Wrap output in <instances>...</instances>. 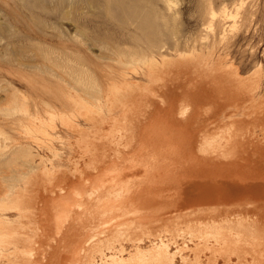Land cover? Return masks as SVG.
<instances>
[{
    "label": "bare ground",
    "instance_id": "1",
    "mask_svg": "<svg viewBox=\"0 0 264 264\" xmlns=\"http://www.w3.org/2000/svg\"><path fill=\"white\" fill-rule=\"evenodd\" d=\"M103 1L112 18L125 10L120 0ZM167 4L170 10L177 7L173 0ZM219 13L210 1L204 27L221 24L214 22ZM222 13L228 15L225 9ZM250 16L245 10L242 20ZM78 33L68 37L78 44L70 42L53 59L45 54L43 61L80 87L52 69L49 75L62 84L37 81L33 51L8 56L0 50V63L7 55L9 67L14 63L17 68L5 75L0 71L5 83L0 84V264H264L262 251L257 253L244 233L249 221L264 220L260 66L246 76L226 67L233 81L223 98L234 110L207 133L191 127L193 118L218 110L206 80L202 40L207 37L183 47L174 34L170 45L147 31L132 45L122 36L119 41L95 38L96 45L110 50L109 56L88 57L81 52L92 51L93 44ZM101 60L118 68L105 80L91 66ZM136 76L146 77L152 86L144 91ZM116 109H122L124 118L112 117ZM235 110L244 115L233 117ZM106 118L111 126L102 133L98 125ZM88 128L94 140L107 136L110 143L94 145ZM10 129L20 136L14 138ZM47 130L51 135L75 133L77 156H85L86 165L73 177L61 167L59 148L42 141L50 135ZM16 152L25 158L16 169L23 165L25 172L10 168ZM48 153L53 158L47 159ZM14 176L23 183H15ZM99 181L102 185L94 187ZM223 184L229 185L228 192ZM205 187L217 194H199ZM202 215L212 220L198 222ZM188 219L192 223L183 228L180 222ZM252 235L257 237L255 231ZM248 252L253 253L250 262Z\"/></svg>",
    "mask_w": 264,
    "mask_h": 264
},
{
    "label": "rangeland",
    "instance_id": "2",
    "mask_svg": "<svg viewBox=\"0 0 264 264\" xmlns=\"http://www.w3.org/2000/svg\"><path fill=\"white\" fill-rule=\"evenodd\" d=\"M120 1L125 5H123L125 10H117L115 17L112 18L111 15L113 14L108 12L103 0H0V34L2 35H0V50L6 54L10 52L8 56L10 54L13 56L15 53L17 55H24L26 51H33L39 62H37V68H35L34 71V77L37 81L44 79L43 81L47 83H53V86L55 84L57 85V83L62 84L58 78L49 75L52 69L56 73H61L60 75L64 76L62 78H64L66 82H73L72 85L76 84V87H80L78 86L80 83L77 84L74 82L75 80H70L69 74L68 76L59 69H55V66L43 61L45 54H48L47 57L49 59H53L56 51H65H62L65 45H70V42L71 44H78L75 40H68V37L73 38L75 35L77 36L80 34L78 32H81L82 36L88 39L87 43L93 44L92 51L81 52L83 56L86 55L88 57L90 54L92 56H109L110 50L102 47L100 44L96 45L94 43L95 38L100 42L107 41L103 39H108V41H119L124 37L127 43L132 45L131 41L141 39L143 31H147L153 34L158 33L161 38L170 45L174 43L173 36L175 35L183 47L186 43L192 44L200 37H207L202 40L206 42V45L203 44L205 48L204 65L208 69V77L206 80L207 84L212 87V94L215 96V103L218 110L210 111L208 114L201 113L198 117L193 118L191 122V127L193 129L205 131L207 133L215 131L217 127L227 121L228 114L234 110L232 102H227L223 98L225 96V90L230 88L229 85H231L233 81L232 77L227 73L226 67L232 65L236 67L241 75L246 76L260 66L264 74V0H173L177 2V7L173 8V10L168 9V0ZM210 1L213 2L215 11L217 13L221 12L217 14V17L214 19L215 24H218V22L221 24L213 26L212 29L204 27L203 25V23H205V9ZM221 1H223L222 4ZM220 8H223L222 10L225 9V13L228 14L226 17H224V13H222ZM245 10H250L251 16L249 19L242 20V14ZM131 11L136 12L131 15ZM144 12L146 14L145 18ZM145 20H148L149 25L146 27L144 26V28L140 27L138 24ZM8 35H11V37ZM1 39H3V41ZM64 42L69 44H65ZM7 44L8 46H5ZM199 46L200 42L197 43V48ZM9 48H11V50ZM21 50L23 51L21 52ZM8 56H3L5 57L4 60L1 61L3 65L0 63V71H2L4 75L7 74V71L15 72L17 69H15L14 63H10L11 66L9 67V63L7 62ZM91 66L96 75L100 78L102 76L103 80L118 70L116 66L106 60L93 62ZM126 70L130 72L128 68H126ZM21 71L19 70L18 72ZM135 78L137 82H142L143 87H145L144 91H147L153 84L152 81L150 82L146 77L136 76ZM3 83L4 81L0 82V84L4 85L5 83ZM15 86L24 89L21 84L16 83ZM64 87L65 89L67 88L66 85ZM231 91L235 92L233 89ZM122 112V109H116L112 117L118 119L123 116L124 118ZM234 112L237 113L236 116L233 115V117L236 118L244 115L243 110H235ZM11 118H14V116ZM56 124H58V122H56ZM110 126L111 121L106 118L101 120L98 128L100 132L105 133L109 131ZM85 128L87 127L85 126ZM47 131L50 135L42 141L48 144L52 142L55 147L59 148V153L61 152L60 157H62L60 163L61 167L69 170V172H71L70 176L74 175V173H79L83 165H86V157H79V159L77 156L75 133L60 131L59 133L51 135L50 130ZM10 132L14 138L20 136L18 134L19 132L17 133L13 129H10ZM86 135L96 146L100 142H106L108 144L111 141L107 136L94 140L95 136L93 133H90L89 128L86 129ZM61 141L65 142V144H61ZM61 147L62 149L60 150ZM17 153L19 152H16V155L20 157L21 154ZM47 155H50L47 156V159L51 156V158H53V155L50 153ZM18 157H14L15 165L12 162L11 169H16V162H19V164L23 162L22 164H25L24 156H22V161V157ZM11 159H13V157ZM23 165H18L16 170L25 172L26 170ZM76 167H78L77 170L74 169ZM95 171L97 170L93 172ZM16 177L18 176L16 175ZM6 180L11 182L10 179ZM13 180L15 183L22 184L24 179L15 178L14 176ZM101 185L102 183L99 181L94 184V187H100ZM197 220L198 222L210 221L212 220V216L202 215L198 217ZM191 223L192 220L188 219L186 221H181L180 225L185 228ZM249 223V229L244 230L246 234L245 238L248 239L252 248L257 253L259 250L262 251V258L264 259V220L249 221ZM229 231L231 232L234 230L229 229ZM253 231L257 234V237L254 239L252 238ZM245 257L248 262H250L253 260V253L248 252L245 254Z\"/></svg>",
    "mask_w": 264,
    "mask_h": 264
},
{
    "label": "water",
    "instance_id": "3",
    "mask_svg": "<svg viewBox=\"0 0 264 264\" xmlns=\"http://www.w3.org/2000/svg\"><path fill=\"white\" fill-rule=\"evenodd\" d=\"M218 174L221 175L220 172ZM227 176H230L231 177L230 174H228ZM221 188H224L223 189L224 192H228L229 191L228 190L229 189V185L226 186V185L223 184ZM231 191H233V190H231ZM199 194L204 195V196H213V194H217V193H212V192L208 191L207 188L205 187L204 189H201L200 190V193Z\"/></svg>",
    "mask_w": 264,
    "mask_h": 264
}]
</instances>
